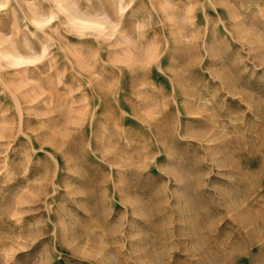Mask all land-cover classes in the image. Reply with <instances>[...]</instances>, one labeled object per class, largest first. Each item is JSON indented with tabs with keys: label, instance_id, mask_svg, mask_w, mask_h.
I'll use <instances>...</instances> for the list:
<instances>
[{
	"label": "rangeland",
	"instance_id": "374dc122",
	"mask_svg": "<svg viewBox=\"0 0 264 264\" xmlns=\"http://www.w3.org/2000/svg\"><path fill=\"white\" fill-rule=\"evenodd\" d=\"M8 5L0 264H264V0Z\"/></svg>",
	"mask_w": 264,
	"mask_h": 264
},
{
	"label": "bare ground",
	"instance_id": "6f19581e",
	"mask_svg": "<svg viewBox=\"0 0 264 264\" xmlns=\"http://www.w3.org/2000/svg\"><path fill=\"white\" fill-rule=\"evenodd\" d=\"M10 3V0H0V9L1 10H3V8H8V7H6L8 4ZM65 5V4H64ZM8 6H10V5H8ZM56 10V9H55ZM30 11V10H29ZM2 13V12H1ZM29 14V13H28ZM68 14V13H67ZM25 17L27 18V16L25 15ZM33 17H35V16H33ZM50 18H51V16H50ZM50 20V19H49ZM49 20H47V21H49ZM34 21V20H33ZM35 22H37V20L35 21ZM34 22V23H35ZM79 22V21H78ZM38 23V22H37ZM41 24H42V22H40ZM39 23V24H40ZM86 23V22H85ZM84 23V24H85ZM76 24H77V22H76ZM79 24H81V23H79ZM87 24H89V23H87ZM83 25V24H82ZM7 55H10V53H7ZM10 56H12V54L10 55ZM12 57H14L15 58V56H12Z\"/></svg>",
	"mask_w": 264,
	"mask_h": 264
}]
</instances>
